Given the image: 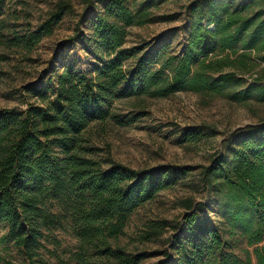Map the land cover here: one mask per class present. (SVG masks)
<instances>
[{"label":"trees","instance_id":"16d2710c","mask_svg":"<svg viewBox=\"0 0 264 264\" xmlns=\"http://www.w3.org/2000/svg\"><path fill=\"white\" fill-rule=\"evenodd\" d=\"M84 2L75 33L61 45L78 39L90 42L102 55L94 70L65 66L53 82L32 84L30 99L0 107L4 264H20L2 255L5 247L17 248L25 264L42 263L46 232L62 227L64 218L72 224L77 245L63 264H142L145 252L121 242L128 220L193 166L135 169L98 158L91 131L109 121L115 101L136 97L142 104L148 97L186 90L210 99L227 94L238 102L264 103V71H255L254 62L264 61L263 10L249 14L248 6L235 0H195L189 36L177 54L164 42L149 48L125 46L131 27L154 21L149 3L134 9L128 0ZM73 12L71 1L58 0L37 30L10 38L7 46L33 50ZM88 16L90 34L82 28ZM249 73L256 76L246 82ZM201 135L196 131L186 138ZM199 167L206 199L186 198L182 221L150 220L140 238L150 241L168 228L177 232L167 260L159 264H255L250 252L245 261L228 253L224 232L207 224L203 214L212 200L224 226L255 246L256 264H264V121L235 130L209 164ZM174 250L178 256L170 262Z\"/></svg>","mask_w":264,"mask_h":264},{"label":"rangeland","instance_id":"374dc122","mask_svg":"<svg viewBox=\"0 0 264 264\" xmlns=\"http://www.w3.org/2000/svg\"><path fill=\"white\" fill-rule=\"evenodd\" d=\"M57 1H4L0 10V107H14L22 100L30 99L28 88L32 84H45L65 66L92 72L100 62L101 53L88 41L78 39L68 45H61L75 33L76 24L84 11V0H68L74 12L66 15L55 26L53 34L44 37L33 50L7 46L10 38L37 30ZM194 1L128 0L134 9L142 3H149L155 19L131 27L125 46L133 48L147 45L149 48L164 42L169 52L179 54L189 36ZM235 3L247 5L246 13L249 14L259 10L264 12V0H235ZM89 20L90 16L82 24L87 34L91 33L88 30ZM254 62L258 64L255 71L263 72L264 61L256 58ZM255 76L249 73L244 78L246 82H251ZM113 108L114 114L109 121L105 125L95 126L91 131L98 158L113 160L135 169L170 164L193 166L190 173L179 177L174 187L161 191L152 202L139 207L128 220L126 235L121 238L122 244L130 249L138 248L145 252L142 264H159L167 260V250L173 243L171 237L177 232L168 228L159 237L143 241L140 236L149 221L164 219L176 224L183 220V200L190 196L198 201L206 199L207 193L199 183V166L209 164L212 154L222 149L226 139L235 130L264 121V103L256 99L238 102L227 94L210 99L203 94L185 90L164 98L148 97L142 104L136 97H129L115 101ZM215 129L217 132L214 133ZM196 131L203 132L202 138H186ZM203 217L208 225L224 232L230 244L226 249L228 253L245 261L250 252L256 264L255 246H250L240 233H230L231 230L224 226L218 215L214 201H209ZM71 226L70 221L64 218L62 227L46 232L40 264H63L70 260L77 245ZM0 232L3 231L0 229ZM2 255L16 263L25 264L24 257L15 247H5ZM177 256L174 250L170 262H175Z\"/></svg>","mask_w":264,"mask_h":264}]
</instances>
